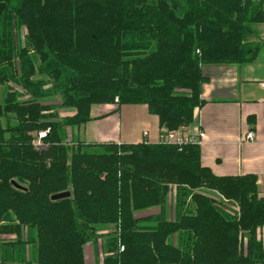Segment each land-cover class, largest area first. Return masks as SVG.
Segmentation results:
<instances>
[{"label": "trees", "instance_id": "16d2710c", "mask_svg": "<svg viewBox=\"0 0 264 264\" xmlns=\"http://www.w3.org/2000/svg\"><path fill=\"white\" fill-rule=\"evenodd\" d=\"M259 24L264 0H0V264H85L84 244L108 226L102 264H264L255 175H214L194 142L62 135L107 103L145 104L161 127L184 132L205 103L202 67L255 61ZM37 74L58 83L59 107L71 114L59 119L44 103ZM43 130L39 150L32 140ZM200 188L236 208L227 212ZM63 191L69 197L51 200Z\"/></svg>", "mask_w": 264, "mask_h": 264}, {"label": "crops", "instance_id": "0c3cea01", "mask_svg": "<svg viewBox=\"0 0 264 264\" xmlns=\"http://www.w3.org/2000/svg\"><path fill=\"white\" fill-rule=\"evenodd\" d=\"M261 49L248 64L205 65L207 77L201 98L204 105L194 111L193 121L184 128L187 135L205 133L199 144L200 161L217 176L255 175L257 190L264 194V24L256 26ZM91 119L76 129L85 143H157L163 127L145 104H97L90 108ZM255 137L245 140L248 131ZM146 132L144 136L143 133ZM143 211L138 216L156 214ZM87 264L85 245L83 246ZM102 264V261H99Z\"/></svg>", "mask_w": 264, "mask_h": 264}, {"label": "rangeland", "instance_id": "374dc122", "mask_svg": "<svg viewBox=\"0 0 264 264\" xmlns=\"http://www.w3.org/2000/svg\"><path fill=\"white\" fill-rule=\"evenodd\" d=\"M25 29L23 27L14 30L15 40L17 44H21L24 41ZM39 62L36 61V65L38 66ZM36 77H39L40 80L44 82L41 87V90L46 94L44 97V103L50 104L54 108L57 109L59 119L63 118L66 114H71L72 109L59 107L61 104V88L58 87V83L54 82L51 77H48L46 74L41 75L37 74ZM13 88L21 94L20 99H28L29 96L22 91V88L19 85L13 84ZM1 89V88H0ZM1 92V91H0ZM76 127L66 126L62 129V135L65 141L67 142H76L81 141L76 133ZM70 147V146H69ZM202 193L213 197L217 204L227 212H233L235 204L232 201L225 200L217 191L200 188L198 189ZM176 191L175 186H171L169 189V193L167 194V202H166V212L167 217L173 219L176 215ZM153 209V208H152ZM152 210H148L150 212ZM139 214V213H138ZM112 231V227H104L97 230V233L94 234L84 245H85V254L87 264H99V261L103 262V257L106 255L105 250V241L107 239V234ZM99 235V236H98ZM175 241V239H174ZM30 248V249H29ZM28 253L33 249V246H29Z\"/></svg>", "mask_w": 264, "mask_h": 264}, {"label": "built area", "instance_id": "2783aa9c", "mask_svg": "<svg viewBox=\"0 0 264 264\" xmlns=\"http://www.w3.org/2000/svg\"><path fill=\"white\" fill-rule=\"evenodd\" d=\"M251 1H259V0H251ZM260 87L264 90V80L259 83ZM48 130L39 131L36 137L32 140V144L37 149H44L45 145L43 144L42 139L47 135ZM163 135L161 136V140L174 145H183L189 142H194L200 144L205 137V133L202 130H198L196 135H187L184 132L179 130H171L168 131L166 128H163ZM146 135V132L143 133ZM255 137L253 131H248L245 135L246 141H251ZM264 198V194L262 195Z\"/></svg>", "mask_w": 264, "mask_h": 264}, {"label": "water", "instance_id": "95a60500", "mask_svg": "<svg viewBox=\"0 0 264 264\" xmlns=\"http://www.w3.org/2000/svg\"><path fill=\"white\" fill-rule=\"evenodd\" d=\"M12 183L16 188H21L17 183H15V182H12ZM69 195H70L69 191H63V192H59V193L51 195L50 198H51V200H58V199H63V198L69 197Z\"/></svg>", "mask_w": 264, "mask_h": 264}]
</instances>
